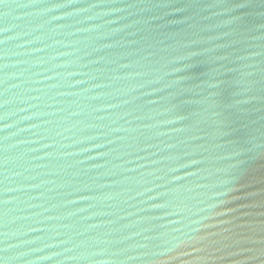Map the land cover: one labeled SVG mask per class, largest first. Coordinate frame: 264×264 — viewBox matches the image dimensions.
<instances>
[{
	"label": "water",
	"instance_id": "water-1",
	"mask_svg": "<svg viewBox=\"0 0 264 264\" xmlns=\"http://www.w3.org/2000/svg\"><path fill=\"white\" fill-rule=\"evenodd\" d=\"M0 264H264V0L0 4Z\"/></svg>",
	"mask_w": 264,
	"mask_h": 264
},
{
	"label": "snow or ice",
	"instance_id": "snow-or-ice-1",
	"mask_svg": "<svg viewBox=\"0 0 264 264\" xmlns=\"http://www.w3.org/2000/svg\"><path fill=\"white\" fill-rule=\"evenodd\" d=\"M3 3H5V0H0V4H3Z\"/></svg>",
	"mask_w": 264,
	"mask_h": 264
}]
</instances>
